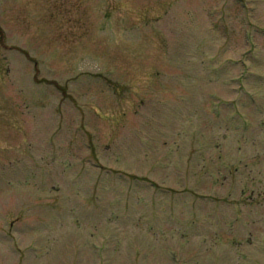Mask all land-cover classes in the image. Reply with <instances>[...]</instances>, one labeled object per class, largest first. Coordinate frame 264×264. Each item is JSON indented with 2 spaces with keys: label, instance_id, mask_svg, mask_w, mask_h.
Here are the masks:
<instances>
[{
  "label": "rangeland",
  "instance_id": "rangeland-1",
  "mask_svg": "<svg viewBox=\"0 0 264 264\" xmlns=\"http://www.w3.org/2000/svg\"><path fill=\"white\" fill-rule=\"evenodd\" d=\"M0 264H264V0H0Z\"/></svg>",
  "mask_w": 264,
  "mask_h": 264
}]
</instances>
